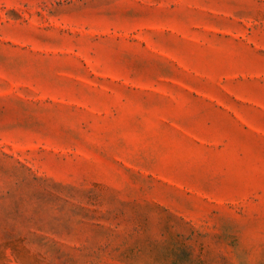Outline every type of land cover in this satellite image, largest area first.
<instances>
[{
    "label": "rangeland",
    "instance_id": "obj_1",
    "mask_svg": "<svg viewBox=\"0 0 264 264\" xmlns=\"http://www.w3.org/2000/svg\"><path fill=\"white\" fill-rule=\"evenodd\" d=\"M0 264H264V0H0Z\"/></svg>",
    "mask_w": 264,
    "mask_h": 264
}]
</instances>
